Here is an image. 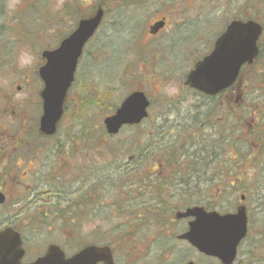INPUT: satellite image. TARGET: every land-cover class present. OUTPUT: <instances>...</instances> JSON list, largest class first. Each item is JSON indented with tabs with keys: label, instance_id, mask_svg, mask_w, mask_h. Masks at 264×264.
<instances>
[{
	"label": "rangeland",
	"instance_id": "obj_1",
	"mask_svg": "<svg viewBox=\"0 0 264 264\" xmlns=\"http://www.w3.org/2000/svg\"><path fill=\"white\" fill-rule=\"evenodd\" d=\"M103 1L9 0L5 15L8 29L4 33L3 41H1L3 44L0 45L1 125H5V121L9 118L28 120L31 125L38 123L42 115L39 99L42 84L37 73L44 64L40 55L45 50L56 49L60 42L75 30V26L81 17L92 15L103 5ZM259 2L261 1L256 0L255 4L251 5L250 0H112L108 4L109 10L105 15L103 24L94 39L86 46L83 58L79 63L76 75L77 84L69 94L65 118L58 131V135L61 139H64L66 147L69 150L73 149L71 154L73 158L78 159L80 163H83L82 157L91 153V151L85 153L84 147H87V145L83 140L87 137H94L92 141H101L99 144L91 145V147L92 149L96 147L95 156L97 161L95 160V162L100 175L96 180L102 179L108 186L111 184L110 188L105 190L104 183V186L99 190L101 191V201H104L103 205L108 202L111 205L113 199L119 193L118 189H113L114 180L122 177L121 181L126 182L127 175L125 173L118 174L119 172L116 169L125 165L123 159L126 158L120 157V153L125 150L130 151L131 147H137L140 152H147L149 146L153 145L154 142L155 144L172 142L177 139V135H182L183 132L187 135L193 134L199 139L202 135H205V139H208L209 131H211V134H214L216 129L219 134L223 131V128L219 126L221 123L225 125V130L227 127L228 134L230 133L231 119L226 117L233 114V110L236 108L233 103L237 99L233 91L224 96L223 111L216 112L213 107L206 105L207 100L204 97L186 88L184 82L194 64L212 51L215 40L232 20L246 18L249 11L250 13L259 11L260 15H263L260 16V20L264 23V8L262 3L258 4ZM164 18L167 19L168 27L157 37L150 36L149 28ZM3 30H0V36ZM22 52L30 53L29 62L24 66L21 65L19 60ZM256 66L259 69L264 68V57L259 60ZM125 75H127V80ZM259 77H264V72L261 73L260 70L257 73L252 72L248 68H244L242 72L240 83L249 89H247L244 100L247 95L252 98L246 112H241L243 123L239 132L243 129L242 134H244V137L242 139H246L247 134H250L253 127L256 128L258 124L262 123L261 118L264 116V114L260 115L261 117L258 116L259 113H262L261 109H264L263 92L255 91L253 93L254 88L264 84V82L258 80ZM88 79L91 82H87ZM84 81L87 82V86H85V91L82 93L79 86ZM127 85H130V89L139 86L148 95L152 102L149 109L150 116L141 127L125 128L118 136L113 138L114 140L109 142L110 137L105 133L102 122L115 112L112 113L109 106L119 108L129 95L125 90ZM249 92L251 94H248ZM107 95H109L108 100L104 98ZM9 97L11 100H8ZM81 98L83 99L81 110L86 109L84 116L89 123H86L85 120L75 119L79 114ZM242 100L243 96L240 97V102L244 101ZM89 102H93V104L89 105ZM25 104L28 106L26 107ZM13 114L15 115L13 116ZM207 121L213 123L211 125L213 129L210 128L209 130L210 126L203 125ZM217 122H219V125H217ZM70 135L77 136L71 143ZM102 135L104 137L101 138ZM105 137L106 139H103ZM242 139L240 138L239 141ZM121 141L124 144L120 147L119 143H122ZM187 141V145H178L182 156L177 169L179 172H181L180 170L184 171V174L182 173L184 181L192 173L194 175L202 173H197L198 164L193 169L196 161L193 162L191 158L184 157L188 155L186 152L188 146L193 145L191 140ZM103 143H105L104 147L108 149L109 144L112 145V149L120 148V152L116 154V159L119 160L114 161V157L108 154L105 149H100L102 157L98 156V149L102 147ZM239 145V158L234 157L237 164L229 170L237 171L239 175L244 174L245 171L250 174L252 171L246 169L247 164H244V166L241 164L240 155H242L243 147L241 143ZM193 146L190 153H193L196 157L197 148L195 145ZM118 154L120 155L118 156ZM131 156L134 157L135 154H130L128 159ZM22 157H25V150L22 151ZM161 159L162 156L158 155L156 162ZM21 161L22 159L20 163ZM152 163L153 159L145 161L144 164H139L137 176H130L131 182L135 179L141 181L144 177L141 168L152 169ZM107 165H110L111 169H103ZM22 167L24 166L22 165ZM80 167L86 168L87 166L80 164ZM166 167L163 168L157 163L155 169H157V173L162 172L165 174L166 181L171 182L170 174L174 170L169 169L168 164H166ZM26 171V168L24 170L22 168L20 172ZM212 171H208V173ZM24 175L19 176L24 177ZM102 181L100 180V182ZM243 181H245V178L241 176L238 184L233 188L234 190L230 189L223 195H218L215 189L211 188V184H208L207 196L209 199L212 198L210 199L211 208L221 213L234 212L237 206L241 205L250 206L251 220L255 225V229L253 233L249 234L250 236L241 248L239 264H264V241L257 238L261 230L259 225L264 222V199L257 201L256 198H253L247 204L245 200L242 201L240 183ZM66 182H71V179L66 178ZM98 183L99 181L96 182V184ZM191 184L192 186L195 185L196 181L192 180ZM17 187L15 186L16 190L11 191L9 194L18 197L20 191L17 190ZM180 188L177 187L176 190L174 186H164L161 191L163 193L162 201H167V204H173L174 207L170 213H167L168 218L158 223L166 224L170 236L173 238L184 233L187 228L186 221L175 220V213L185 208L182 199L177 198ZM255 189H257V182ZM37 191L39 192H34L32 199L36 198V193L41 192L47 194L41 198L42 202H50L49 206L55 202L53 194L48 193L49 191L47 192L44 189H38ZM125 191L124 189V193ZM231 191L234 195L231 194ZM171 195L174 196L173 199H169ZM258 195L260 197L264 196V192H259ZM68 196L70 197H65L64 201L75 199L72 194ZM122 197L118 199L119 204L127 201L125 195H122ZM194 199L192 198V206L202 205L200 201H194ZM146 202L151 203L150 200ZM39 206L41 205L39 204ZM109 206H107V212L106 209H102L99 217L93 216V219L96 220L95 225L85 224L76 235L78 238L75 235L73 236L75 241L81 240L86 245L95 244L96 239L91 236V233L99 232L102 236L99 238L101 240L106 239L107 243L113 244L118 253L123 248L129 247L130 250L127 251L142 253L141 257L143 261L146 260V263V258H149L148 263H155L159 258V254L153 255L152 258L148 254L149 246L157 242L152 247L156 252L160 251L165 242L162 236L164 230H159L156 225L151 228L140 225L121 227L122 224L119 223V220L123 216L118 215L116 210L112 209V205ZM8 212L12 213L13 210L0 207V220ZM92 213L99 215L98 211L92 210ZM37 214L36 210L33 209L31 215ZM103 220L109 221L111 226L110 224L105 225ZM97 226L99 227L95 228ZM110 228L112 230L111 235L108 231ZM55 232L56 230L53 229L52 233ZM62 236V233L59 232L58 234L48 235V238L54 240L47 239L48 242L50 240L64 242ZM47 239H38L40 242L39 249L45 245ZM172 241L175 243L172 248L173 256L176 259L174 258L171 264H186L191 260L195 261L196 264H218L211 260L205 261L208 259L198 256L185 243L176 239H172ZM250 252L254 256L248 258ZM201 259L204 260L201 261ZM252 259L253 262H250ZM152 260L153 262H151Z\"/></svg>",
	"mask_w": 264,
	"mask_h": 264
},
{
	"label": "trees",
	"instance_id": "obj_2",
	"mask_svg": "<svg viewBox=\"0 0 264 264\" xmlns=\"http://www.w3.org/2000/svg\"><path fill=\"white\" fill-rule=\"evenodd\" d=\"M260 1L261 2H259L258 4L262 3L263 8H264V0H260ZM8 2L9 0H0V30L5 29L2 31V34L0 36V45L3 44L1 41H3L2 38L4 36V33L8 29L7 23L5 21V15H6ZM111 2L112 0L103 1V9L105 11V15L107 14V11L109 10L108 4ZM250 2H252L251 5H254L256 0H250ZM260 14L261 13L259 11H256L255 13L253 12L250 13L249 11V14L246 18L244 17L235 18L234 20H242V21L254 20V21L261 23L262 26L264 27V23H262L260 20V16H263V15H260ZM84 18H87V17L85 16L81 17V19H84ZM118 33H122V32H118ZM258 47H259V55L254 65L251 67H246V68L256 73L259 72L260 70L262 73L264 72V68L259 69L258 66L256 65L258 64L259 60H261V58L264 57V33L258 44ZM125 79L127 80V75H125ZM258 80L261 82H264V77H259ZM86 81L91 82L89 79ZM87 82L84 81L79 86L80 91L82 93L85 91V86H87ZM76 84L77 83L75 82V85ZM129 86L130 85H127L125 87L127 94H130L133 91L137 90V87L130 89ZM242 86H241L242 88L241 96H243V100H244V97H245V94H247L248 88L244 86L242 87ZM263 86L264 84L260 87L254 88L253 93L255 91H260V92H263V95H264ZM231 91L232 89L224 92L223 94H221L220 96L214 99L204 97V99L207 100L206 105H208L209 107H213V110H216V112H219L220 110L223 111V108L225 105L224 96ZM248 94H251V93L249 92ZM104 98L108 100L109 95H107ZM251 101H252V98L247 95L243 102H240L239 100L233 103L236 106V108L233 110V114L228 115L226 117V118L231 119V128H230L229 134L227 131V127L225 130V125H223L222 123L219 125V122H217V125L223 128V131H221L220 134L217 129L215 130L214 134H211V131H209L208 139H205L206 138L204 137L205 135H202V134H201L202 135L201 138L199 139L195 137L193 134L187 135L185 132H183L182 135L181 134L177 135L176 140L172 142L169 141L167 145H170V146L166 148L162 147L163 144H161L162 148L154 147L152 149V145L150 146L151 149L147 151L146 152L147 154L143 156L144 157L143 160L148 161L160 155L162 156V159L165 160L166 164H168V166H170L171 162H175L176 166L178 167L179 166L178 162L180 161L181 156H182L180 153V148H178V145H182V144L187 145L188 143L187 140H191L193 142V145H195V147L197 148L196 157L194 156L193 153H190L192 148L194 147L193 145L188 146V148L186 149V152L188 153V155L184 157L191 158L193 162L196 161V163L193 166V169L198 164L197 173H201V172L202 173L198 175H194L192 173L191 175L187 177L186 181L180 180L182 179V177H184L183 176L184 171L180 170L181 172L177 171L176 175L171 176L172 178L171 182L166 181L167 180L166 176H164L165 181L161 180L160 176L157 174H150L148 176H144L141 181H138L137 179H135L134 181L131 182L130 176L136 177L139 163L140 165L143 164V160L138 159L141 152L138 150L137 147H131L130 151L125 150L123 153H120L121 155L118 154V156L120 155V157L126 158L127 160L123 159L125 160V165L123 167H117L116 169L119 172L118 174L122 175L125 173L127 175V179H125L126 180L125 183L121 181L122 177H118V179L114 180L113 189H118L119 193L113 199L114 201L111 205H112V209L113 210L115 209L118 215L123 216V218L119 220L120 221L119 223L122 224L121 227L125 228V227L140 225V226L151 228L156 225V227H158L159 230H166L168 226L166 224H159L158 222L159 221L162 222L164 221V219L168 218L167 213H170L174 206L173 204H169V203L167 204L166 203L167 201L166 202L162 201L163 193L161 191L164 188V186L173 187L171 184H174V182L177 181V178H178V181H177L178 183L185 185V186H181L183 189L179 192L182 202L185 203L184 207L188 205L192 206L193 205L192 198H195L194 201H198V202L200 201L202 206L207 208V210L209 211L214 210V208H211V204H210V199L212 198L209 199L207 196V190H208L207 185L211 184V188H214L215 192L218 195H223L225 194V192H227L230 189L234 190L233 188L238 184V180L241 176L245 178V181L240 183L241 184L240 192L242 193V196H245L246 198L245 203L247 204V202L252 201L253 198H256L257 201L263 200L264 196L260 197L258 193L264 192V116H262L261 118L262 123L258 124L256 128L253 127V130L250 132V134L249 135L247 134L246 139H242L244 137V134H242L243 129H241V132H239V129L241 128V124L243 123V121H241V112H246L248 104ZM82 103H83V99L81 98L79 102L80 104L79 114L75 117V119L85 120L86 123H89V121H86L85 116H84V112L86 109L81 110ZM92 104L93 102H89V105H92ZM88 107L90 108L91 106H88ZM109 108L112 111V113L116 111L117 109L115 106H111V105L109 106ZM65 109H67V102H66ZM261 111L262 113L261 114L259 113L258 116L264 114L263 108L261 109ZM212 124L213 123H211V121H207L203 123V125L210 126L209 130L210 128L213 129V127L211 126ZM215 124L216 122L214 123V125ZM234 129L235 131H233ZM104 135H102L101 138L104 137ZM57 137H59L58 133L56 135V138ZM178 137L180 138V140L178 139ZM74 138H77V136L76 135L70 136V143ZM240 138L242 139L241 141H239ZM93 139L94 137L93 138L87 137L85 140H83L85 141L87 145V147H84V150H86L85 153L91 151V153H88V155L83 157L85 161L89 163V165L85 169L76 170L77 172L72 171L69 173V175L63 176V177H59V176L51 177V179H49L50 177H47V176L43 177L40 175L36 177L35 187L41 190H43V188H47V187H44L45 185L42 187L44 183H48L49 186H51L52 184L56 182V184L59 185L61 184L60 180L61 179L66 180V178H70L71 182L64 183L65 185H69V184L71 185L77 182L86 184V188L84 189L81 188L82 190L78 191L79 195L77 196V198L75 196V199L73 200L64 201L65 197H70L68 196L69 194L75 195L74 188L65 189L66 187L64 186H62V188L50 187L51 190L47 192L53 194V197L55 198L54 199L55 202L53 201L54 203H52L51 206H46V205L43 206L41 204V206H37L34 208V207H31L29 203L30 197L28 196V194L26 195L20 192L21 196L19 197L24 202V206L21 208V211L19 213L21 216H29L31 215L33 209H35L38 213L37 215L48 217L47 221H39V224H40V227L38 229L39 231H46L45 226H51L53 225V222H54V223H59L62 227H64V230H66L67 232H73L74 230H71L70 228H68V225L77 227V224L79 223L81 228L85 224L89 225V223L85 222V220L81 217L94 215L92 213V210L99 212V215H96V216H100L101 214L100 210L102 209H106V212H107L108 210L107 206L110 205V202H108L107 204L104 203L103 205L104 201L103 202L101 201V198H100L101 191L99 190L102 188V186H104V183H105V190H107V188H110L111 184L108 186V184H106V182H103L102 179L96 180V178H98L100 175L97 169L98 168L97 163L95 162V160L97 161L96 156H95L96 147H93L92 149L91 145L99 144L101 141L98 140L99 142H94L92 141ZM103 139H106V137ZM112 140L114 139L110 137L109 142ZM121 142L122 143H119L120 147L124 144L123 141ZM240 143H241V146L243 147L242 155H240L242 159L241 164L242 166H244V164H247L246 169L247 170L250 169L252 171V173L250 174L245 171L244 174L239 175L237 171L229 170L230 168H232V166L237 164V161L236 159H234V157L236 156L237 158H239L238 145ZM157 145L159 146V144ZM64 146L66 145L64 144ZM104 146H105V143H103L102 147L98 149L99 151L98 156L102 157V154L100 153V149L101 150L105 149L107 150L108 154L114 157L113 158L114 161L119 160V159H116V154L120 152V148L112 149V145L110 144H109V149ZM124 149L126 148L124 147ZM64 152H66L65 149H64ZM164 152L169 156L166 159H164V156H163ZM133 153L135 154L134 159L130 161V158L133 156L129 157V159H128V156ZM65 155L66 157L67 156L71 157L70 153H65ZM243 155H246V156L244 157ZM226 158L227 160H225ZM247 158H248V161H247ZM68 166L73 167V165H68ZM103 169L107 170V169H111V167L110 165L109 166L107 165ZM208 171H212L213 173L212 172L208 173ZM209 174L211 175L208 177ZM100 180L102 182H100ZM192 180L196 181V184L193 186L191 184ZM98 181L99 183L96 184V182ZM256 182H257V189H255ZM201 184L206 185V189L203 191L197 190V187H199ZM124 189L126 190L125 193H124ZM39 191L36 190V192H39ZM232 193L233 191H231V194ZM36 195L40 196L41 192L36 193ZM122 195H125L127 197V201L126 202L123 201L122 204H119L118 199L123 198ZM40 197L36 199L39 200ZM169 199H173V198L171 197ZM147 200H150L151 203H147L146 202ZM159 206L160 208H158ZM250 210L251 208L250 206H248L249 234L253 233L255 229L254 227L255 225L253 221L251 220L252 214ZM132 214H134V216H132ZM51 217H54L57 220L53 221L51 220L52 219ZM146 217H149V218H146ZM47 222H50V223H47ZM23 224L27 225L26 227H24V230L26 232H31L30 227H29L31 226V224L28 223L27 221L24 222ZM95 224L96 223H90V225H95ZM259 227L261 228V230L259 234L257 235V238L264 241V222H262V224H260ZM105 243L108 244L106 240H102V244H105ZM248 255H249L248 258L254 256L252 252H250ZM250 262H253V259L250 260Z\"/></svg>",
	"mask_w": 264,
	"mask_h": 264
},
{
	"label": "water",
	"instance_id": "obj_3",
	"mask_svg": "<svg viewBox=\"0 0 264 264\" xmlns=\"http://www.w3.org/2000/svg\"><path fill=\"white\" fill-rule=\"evenodd\" d=\"M104 11L99 8L88 19L78 23L77 28L52 51H44L45 65L39 70L44 83L41 92L43 114L40 132L52 137L57 133L64 114V104L75 80L83 50L101 26ZM166 26L165 20L150 27V34L157 35ZM263 27L255 21H233L215 41L212 52L198 61L188 73L185 87L208 97H216L237 82L241 70L251 66L258 57V43ZM151 103L143 92H134L127 97L114 115L104 120L109 136H117L124 126L140 125L148 117ZM242 201L245 197L241 198ZM5 201L0 194V204ZM178 219L193 218L187 233L179 237L198 253L218 259L221 264H234L237 250L248 235V216L244 205L234 214L221 215L201 207L188 209L177 215ZM37 264H50L49 257ZM23 255L19 235L11 229L0 233V264H19ZM109 248L89 247L68 264L81 260L86 264L112 261ZM87 259H91L90 262ZM189 264H194L193 262Z\"/></svg>",
	"mask_w": 264,
	"mask_h": 264
},
{
	"label": "flooded vegetation",
	"instance_id": "obj_4",
	"mask_svg": "<svg viewBox=\"0 0 264 264\" xmlns=\"http://www.w3.org/2000/svg\"><path fill=\"white\" fill-rule=\"evenodd\" d=\"M38 79L40 80L39 74H38ZM40 82L42 84L41 86L43 90L44 84L41 80ZM241 86L242 85L239 84L237 87L232 89L233 94L234 96H236L237 101L240 100V97L242 95ZM139 89L140 87L138 86L137 90L133 92H136ZM42 90L40 91L39 99L41 101V105H40L41 109L43 110V105H42V100H41ZM8 100H11L10 97L8 98ZM30 105L32 106L33 104H30ZM27 106L28 105H26V107ZM65 113H66V109L64 110V116H65ZM14 115L15 114H13V116ZM30 123L31 122H29L28 120H24V119L16 120V118L14 119L9 118L7 121H5V125L0 124V194H2L5 199L4 203L0 204V207L4 209L10 208L11 210H13L12 213L10 212L6 213V216L0 220V231L3 228L8 227V228L14 229L20 234V238L22 240L23 248H24L23 249L24 255L21 259V264H37L38 262L45 260L50 255L51 251H53V254L49 257L50 264H68L67 262L74 259L76 256H78L82 252L83 249L87 248L90 245H94L95 247L109 246L111 248L112 260L114 263L111 260L110 261L108 260V263L104 261H100L97 264H171L172 263V260L175 258V256H173V248H172L175 245V243L174 241H172V239L177 240L180 235L173 238L172 236H170L169 228L164 230V233L162 236L164 238V241L165 240L166 241L164 242V245L160 248V251H157L158 253L152 247L157 242H155V244L152 243L149 246L148 254H150L152 258H153V255L159 254L158 255L159 258L157 259L155 263H150V262L148 263L149 258H146L147 259V263H146V260L143 261V258L141 257L142 253L127 251V250H130L129 247L123 248V250L118 253L115 248L109 245V243L102 244V240L99 238L102 236H100L99 232L91 233V236L95 237L96 239V242H94L95 244L86 245V244H83L81 240H79L78 242L75 241V237L73 238V236L78 235V233L80 232L79 230H81L79 223L77 224V227L68 225V228H70L71 230H74L73 232H67L66 230H64V227H62L59 223H54V222H53V225L51 226H45L46 231H39L38 230L40 227L39 221H47L48 217H43L41 215L21 216L19 213L21 211V208L24 206V202L19 197L21 196V194L19 193L18 197L12 196L9 194L11 191L16 190L15 186H18L17 190H19L21 193L26 194V195L28 194V196L30 197L29 203L31 207L35 208L39 206V204H42L43 206L45 205L49 206L50 202H47V201L42 202L41 200L43 195H47L46 193H43V194L41 193L40 195L41 197L39 200L36 199L38 198V195H36L35 199H32L34 192H36V190L39 189L35 187L36 177L38 175L43 176V177H46V176L50 177L49 179L55 176L63 177V176L69 175V173L72 171L77 172L76 170L85 169V168H81L80 164L86 165V166L89 165V163L85 162V159L83 157L81 158L83 163H80L78 159L76 160L72 158L73 157L72 155L71 157L70 156L66 157L65 153L72 154L73 149L71 148V150H69V148L66 147L67 145L64 146V139H61L60 137L56 138V135L52 137H47V136L42 135L40 133V119L38 123L36 124L31 125ZM178 139L180 140L179 137ZM168 146L170 145H167V143L162 145V147L164 148ZM154 147L162 148L161 144H159L158 146L157 144H155V142L152 145V149ZM64 149L66 150V152H64ZM150 149L151 147L149 146L147 151H149ZM23 150H25L24 158L22 157ZM145 154L147 153L145 151H142L138 159L143 160L144 159L143 156ZM163 156H164V159L169 157L165 152L163 153ZM21 159L23 163L22 161L20 163ZM133 159L134 157H131L130 161H132ZM157 160H158V156L154 157L153 163H152V169L150 168L146 169L142 167L141 173L143 174V176H148L150 174H157L160 176L161 180L165 181L164 176L166 175L163 174L162 172L157 173V169H155V167L158 163L163 168H167L166 162L163 159L156 162ZM144 162L145 160H143V164ZM22 165L24 166L22 167L23 170L25 168L27 169L26 172H20L22 170L21 168ZM68 165H73V167H69ZM169 169L174 170V172L171 173L170 176L176 175L178 169H177L175 162H171ZM21 174H25L24 177L19 176ZM61 180H60L61 184L59 185H57L56 182L52 184L51 186H49L48 183H44L42 187L45 185L44 187H47V188H43V189H46L47 191L51 190L50 187L62 188V186H64L66 187L65 189L74 188L75 190L74 197L75 196L77 197L79 195L78 191L79 190L81 191L82 190L81 188L83 189L86 188V184H82L81 182L73 183L71 185L70 184L65 185L64 183H68V182H66V180H63V179ZM180 180H183V179H180ZM177 181H175L174 184H171L172 186H174V189L177 190V187L185 186L183 184L178 183ZM182 189L183 188L181 187L180 191ZM205 189H206L205 184H201L199 187H197V190L199 191H203ZM171 197H174V196L171 195ZM177 198H181L179 194ZM93 216H96V215L82 216L81 218H83L85 222H88L89 226H91L90 223H96V220L93 219ZM96 217H99V216H96ZM51 218H52L51 220L53 221L57 220L54 217H51ZM26 221L31 224V226H29L31 232H26L24 230V227H26L27 225H24L23 223ZM47 223H50V222H47ZM104 223L105 225L110 224L111 226V223L109 221L105 220ZM98 227L99 226L95 228H98ZM53 229L56 230L55 233H52ZM108 231H110L109 234L111 235V232H112L111 228ZM59 232L62 233L63 235L62 238L64 239L63 240L64 242H60L57 240L52 241L54 240L53 238H48V235L58 234ZM40 238L42 239L48 238L52 240L48 242V239H47L46 241L48 243L46 242L45 245L43 246V247L45 246L46 247L45 248L41 247L39 249L38 245L40 244V242L38 241V239ZM158 238L161 239L162 237H158ZM168 241L170 242L168 243ZM171 241L173 242L172 244H171ZM204 259H208V258H204ZM204 259H201V261ZM90 260L91 259H87L88 262H90ZM209 260L210 259L205 260V261L208 262ZM151 262H153V260ZM73 264H86V263H83L81 260H78Z\"/></svg>",
	"mask_w": 264,
	"mask_h": 264
},
{
	"label": "clouds",
	"instance_id": "obj_5",
	"mask_svg": "<svg viewBox=\"0 0 264 264\" xmlns=\"http://www.w3.org/2000/svg\"><path fill=\"white\" fill-rule=\"evenodd\" d=\"M29 59H30V53L28 52H22L19 57L22 66L26 65L29 62Z\"/></svg>",
	"mask_w": 264,
	"mask_h": 264
}]
</instances>
